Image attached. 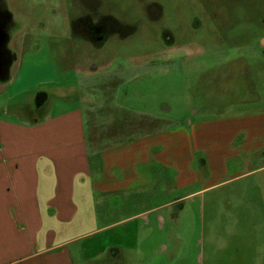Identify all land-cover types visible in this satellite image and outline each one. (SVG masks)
I'll use <instances>...</instances> for the list:
<instances>
[{
  "label": "rangeland",
  "instance_id": "374dc122",
  "mask_svg": "<svg viewBox=\"0 0 264 264\" xmlns=\"http://www.w3.org/2000/svg\"><path fill=\"white\" fill-rule=\"evenodd\" d=\"M4 1L12 16L7 47L16 55L9 72L18 76L10 87L17 86L21 113L32 104L30 90L46 91L58 109L80 103L79 92L94 101L89 89L98 78L108 95L120 93V103L167 117L170 132L179 129L174 139L193 141L172 155L180 170L188 159L196 181L176 185L164 167L139 191L116 195L109 213L102 202L94 206L98 225L125 219L110 228L128 230L130 246L120 248L117 264H264V0H94L124 33L135 28L108 33L98 46L72 29L86 1ZM180 196L178 217L165 218L167 202ZM89 225L82 219L65 236Z\"/></svg>",
  "mask_w": 264,
  "mask_h": 264
},
{
  "label": "crops",
  "instance_id": "0c3cea01",
  "mask_svg": "<svg viewBox=\"0 0 264 264\" xmlns=\"http://www.w3.org/2000/svg\"><path fill=\"white\" fill-rule=\"evenodd\" d=\"M90 72L96 73V67ZM17 78L10 72L7 80L0 78V90L7 84L13 86ZM95 79L89 90L95 91L97 99L91 101L88 94L79 92L82 101L65 109L56 108L46 91L45 100L37 104V91L28 89L34 94L32 104L21 113L17 86H11L0 99V264H99L104 257L105 264H117L114 259L120 248L130 246L122 235L128 230L125 225L120 233L110 228L125 219L98 225L94 206L102 202L109 213L116 195L136 185L133 188L139 191L160 176L164 167L173 169L176 185L196 181L186 164L188 159L180 170L172 155L181 146L188 149L192 139H174L179 129L170 132L172 125L162 113L120 103L119 92L108 95ZM40 107H44L43 113ZM25 113L30 119H21ZM192 125L188 121V127ZM166 152L171 154L164 157ZM129 161L132 165L124 172ZM132 168L134 174L130 175ZM45 178L48 181L44 182ZM77 182L80 189L83 186L78 196ZM178 198L183 199L174 198L166 206ZM83 204L90 213L79 220ZM82 219L90 228L77 236H65L80 227ZM103 231L105 237H93ZM161 247L166 252L163 244Z\"/></svg>",
  "mask_w": 264,
  "mask_h": 264
},
{
  "label": "flooded vegetation",
  "instance_id": "af4514ba",
  "mask_svg": "<svg viewBox=\"0 0 264 264\" xmlns=\"http://www.w3.org/2000/svg\"><path fill=\"white\" fill-rule=\"evenodd\" d=\"M86 1L85 4V13L82 14L80 17H87L91 20V26H82L81 30L82 32H86L89 30V32H95V33H102V35H105V33L112 28L110 27L111 23L108 20L107 17L109 15L107 14H101L97 11V1L94 0H83ZM91 1H93L91 5ZM78 18V17H77ZM104 18L107 19L106 22H104ZM102 20V21H101ZM113 24V22H112ZM12 27V16L9 13V11L6 8V4L4 0H0V34H2V39H0V78H3V76H6L5 74L9 72V68L11 66V63H13L14 60H16V55L10 51V49L7 47V43L10 37V28ZM167 30L163 31L164 37H166L168 34ZM169 212H167L165 218H170L172 220H175L178 217V211H180L184 207V202L182 198H178L176 201L172 202V204L169 206Z\"/></svg>",
  "mask_w": 264,
  "mask_h": 264
},
{
  "label": "trees",
  "instance_id": "16d2710c",
  "mask_svg": "<svg viewBox=\"0 0 264 264\" xmlns=\"http://www.w3.org/2000/svg\"><path fill=\"white\" fill-rule=\"evenodd\" d=\"M108 20L110 21L111 25L110 27L112 26V28L110 30H108L105 35H102V33H95V32H89V30H87L86 32H82L81 28L82 26H87V27H90L91 26V20L90 18H87V17H78L76 19H74L72 22H71V25H72V29L75 30V29H78L80 28L81 32H82V36L87 40V41H90L91 43L95 44V45H101L102 42L104 41V39L106 38L107 34L108 33H119L121 32V35L123 34L124 36L128 35L129 33H132L133 32V29L135 28H132L131 31L129 32H126L124 33V28H126L125 26H123L122 23H120L117 19L113 18V17H107ZM104 22L107 21L106 18L103 19ZM102 21V20H101ZM113 22V24H112ZM6 76H3L2 80L1 81H5L9 78V72L5 74ZM46 98V92L44 91H37L35 93V102L37 104H40L42 103Z\"/></svg>",
  "mask_w": 264,
  "mask_h": 264
},
{
  "label": "water",
  "instance_id": "95a60500",
  "mask_svg": "<svg viewBox=\"0 0 264 264\" xmlns=\"http://www.w3.org/2000/svg\"><path fill=\"white\" fill-rule=\"evenodd\" d=\"M2 36H3V35H2V34H0V39H2Z\"/></svg>",
  "mask_w": 264,
  "mask_h": 264
}]
</instances>
